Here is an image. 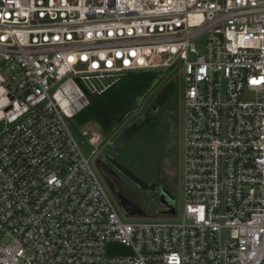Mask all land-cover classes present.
<instances>
[{
    "label": "built area",
    "instance_id": "2783aa9c",
    "mask_svg": "<svg viewBox=\"0 0 264 264\" xmlns=\"http://www.w3.org/2000/svg\"><path fill=\"white\" fill-rule=\"evenodd\" d=\"M179 60L183 219L125 221L69 120ZM0 264H264V0H0Z\"/></svg>",
    "mask_w": 264,
    "mask_h": 264
},
{
    "label": "rangeland",
    "instance_id": "374dc122",
    "mask_svg": "<svg viewBox=\"0 0 264 264\" xmlns=\"http://www.w3.org/2000/svg\"><path fill=\"white\" fill-rule=\"evenodd\" d=\"M159 70L161 71L163 80L148 96L141 100L139 110L133 114L109 140L103 142L100 128L95 123H88L85 126L77 128L73 125V118L69 120L71 128L79 141L83 152L86 156L90 157L93 168L116 201L118 210L125 221L181 222L183 219L185 75L180 60L177 61L173 67H162L159 68ZM168 81H172L175 85L171 90L168 99L161 108L156 111L151 110V112L147 114L148 107L153 103L156 93L161 89L163 84ZM147 116L152 119L155 118L156 129H154V132L150 131L147 133V135H149L146 136L149 139L141 137L139 139L141 145L140 151L142 152L141 155L143 157L141 159V164L144 165L146 163L149 170H152L155 179L172 191L176 198L175 214L164 213V208L160 204L159 198L156 197L152 191L143 190L132 183L128 185V195L134 203L145 210L146 214L142 216L126 214L114 197V194L100 168L101 163L99 159L101 158L102 153H115L111 146L118 149L124 140L133 136L132 132L134 128L137 127V125H135L136 121L138 119H146ZM141 130L142 129H140V134L142 132ZM92 142L95 143V145H92ZM93 149H96V153L92 152ZM140 151L138 153H140ZM124 154L125 152L123 155ZM117 158L128 165L127 161H125L121 154L117 155ZM135 166L136 165L134 164L131 168L144 178L150 180L151 177L149 178L143 175V173L138 171L139 168Z\"/></svg>",
    "mask_w": 264,
    "mask_h": 264
},
{
    "label": "trees",
    "instance_id": "16d2710c",
    "mask_svg": "<svg viewBox=\"0 0 264 264\" xmlns=\"http://www.w3.org/2000/svg\"><path fill=\"white\" fill-rule=\"evenodd\" d=\"M162 80L159 68L127 72L102 94L92 97L90 103L74 116L73 125L79 128L88 123H95L100 128L103 142L109 140L139 110L141 100L148 96ZM151 110L152 108L149 106L147 114ZM138 120L136 123L142 121L144 123L141 128V134L139 131L135 137V143L132 144L134 147L132 146L130 154L127 155L128 165L131 167L135 164V167L139 168V172L146 177L153 178L154 174L152 170H149L147 164H141L143 157L140 151L139 139L140 137L149 139L147 137L149 134L147 135V133L150 131L154 132V129H156L155 118L152 119L147 116L146 119ZM139 151L140 153H138Z\"/></svg>",
    "mask_w": 264,
    "mask_h": 264
},
{
    "label": "water",
    "instance_id": "95a60500",
    "mask_svg": "<svg viewBox=\"0 0 264 264\" xmlns=\"http://www.w3.org/2000/svg\"><path fill=\"white\" fill-rule=\"evenodd\" d=\"M174 83L171 81L165 87L157 92L154 97L153 103L150 105L152 110L161 108L168 99L171 90L174 88ZM101 163V171L109 184L114 197L119 205L128 215H145L146 212L143 208L139 207L131 197L128 195L127 188L129 184L152 191L156 197L159 198L160 204L164 208V213L175 214V196L164 185H159L155 181H150L142 175L135 172L130 166L126 165L123 161L117 158L116 153L104 152L99 159Z\"/></svg>",
    "mask_w": 264,
    "mask_h": 264
},
{
    "label": "flooded vegetation",
    "instance_id": "af4514ba",
    "mask_svg": "<svg viewBox=\"0 0 264 264\" xmlns=\"http://www.w3.org/2000/svg\"><path fill=\"white\" fill-rule=\"evenodd\" d=\"M170 81H168V82H165L164 84H163V86L161 87V90L165 87V85L167 84V83H169ZM143 121L142 122H139V123H135V125H137V127H135L134 128V130H133V132H132V137H128V139L127 140H124L123 141V151H122V153H121V156H123V158L125 159V161H127V163H129L128 162V160H127V155H129L130 154V151H131V149H132V144H134L135 143V137H136V135L138 134V132L140 131V129L142 128V126H143ZM134 147V146H133ZM125 152V154L123 155V153ZM126 157V158H125ZM150 181H155V182H157L159 185H162L157 179H155V176H154V178H151L150 179ZM172 192V191H171Z\"/></svg>",
    "mask_w": 264,
    "mask_h": 264
},
{
    "label": "crops",
    "instance_id": "0c3cea01",
    "mask_svg": "<svg viewBox=\"0 0 264 264\" xmlns=\"http://www.w3.org/2000/svg\"><path fill=\"white\" fill-rule=\"evenodd\" d=\"M114 139V138H113ZM113 141V140H111ZM110 145V144H109ZM111 146V145H110ZM113 149H114V152L117 154V155H120L123 151V142L121 143L120 147H118V149H115L114 146H111Z\"/></svg>",
    "mask_w": 264,
    "mask_h": 264
},
{
    "label": "snow or ice",
    "instance_id": "6c2138e0",
    "mask_svg": "<svg viewBox=\"0 0 264 264\" xmlns=\"http://www.w3.org/2000/svg\"><path fill=\"white\" fill-rule=\"evenodd\" d=\"M254 83L256 82V81H253Z\"/></svg>",
    "mask_w": 264,
    "mask_h": 264
}]
</instances>
